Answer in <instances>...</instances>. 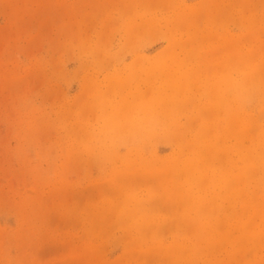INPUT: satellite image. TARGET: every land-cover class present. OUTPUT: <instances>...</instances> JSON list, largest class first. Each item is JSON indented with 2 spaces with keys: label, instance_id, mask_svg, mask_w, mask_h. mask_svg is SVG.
<instances>
[{
  "label": "rangeland",
  "instance_id": "rangeland-1",
  "mask_svg": "<svg viewBox=\"0 0 264 264\" xmlns=\"http://www.w3.org/2000/svg\"><path fill=\"white\" fill-rule=\"evenodd\" d=\"M0 264H264V0H0Z\"/></svg>",
  "mask_w": 264,
  "mask_h": 264
}]
</instances>
